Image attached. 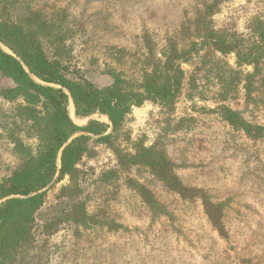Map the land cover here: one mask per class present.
<instances>
[{
    "label": "rangeland",
    "instance_id": "1",
    "mask_svg": "<svg viewBox=\"0 0 264 264\" xmlns=\"http://www.w3.org/2000/svg\"><path fill=\"white\" fill-rule=\"evenodd\" d=\"M211 3L0 0L64 10L62 63L71 76L97 88L110 86L116 75L137 91L147 74L161 70L168 39H176L178 49L193 50L192 58L178 63L181 86L169 105L144 101L112 133L105 116L70 117L78 126L104 123L111 137L100 142L90 136L76 165L74 196L72 190L61 194L70 185L68 176L45 188V202L34 216L36 264H264V60L254 74V66L234 54L199 47L198 18ZM257 21L264 22V0H224L201 24L247 46ZM12 85L0 74V92ZM24 105L0 93V183L37 151L32 124L19 113ZM229 111L235 120H228ZM206 201L220 217L221 233L205 212ZM83 214L86 225L75 223Z\"/></svg>",
    "mask_w": 264,
    "mask_h": 264
},
{
    "label": "trees",
    "instance_id": "2",
    "mask_svg": "<svg viewBox=\"0 0 264 264\" xmlns=\"http://www.w3.org/2000/svg\"><path fill=\"white\" fill-rule=\"evenodd\" d=\"M223 1L212 0L205 7L204 15L198 18L197 27L202 32L199 47L210 45L221 54H234L238 61L253 65L254 74H257L259 64L264 60V22L254 23L253 40L247 46L241 38L229 37L227 40L223 33L206 23L201 24L202 18ZM65 17L64 10L55 8L0 5V45L12 53L10 55L0 47V74L13 84L0 93L7 100L20 99L25 104L18 107L19 113L31 122L38 139L35 156L0 183V264H36L32 234L34 216L45 202V188L56 177L59 181L68 176L70 185L63 187L61 194L72 190L71 196H74L76 190L72 187L78 175L76 165L87 151L90 136H98V141L107 142L131 108L144 101L156 100L169 105L181 86L182 71L178 63L192 58L193 50L178 49L177 40L168 39L162 52L161 70L147 74L137 91L130 90L116 75L110 86L97 88L85 79L71 76L62 63L65 58ZM43 42L51 59L43 51ZM196 46L195 43L194 48ZM68 99L72 101L75 118L83 120L94 114L105 116L110 122L111 133L107 134L108 125L96 120L85 126L75 124L67 112ZM236 116L227 112L229 121L235 120ZM243 129L250 133L251 127ZM255 130L257 133L263 131L261 128ZM76 133L82 134L71 139ZM58 158L59 169L56 165ZM168 186L184 196L178 184L170 182ZM151 201L147 199V202ZM204 205L213 226L221 233L220 217L209 212L214 206L207 201ZM74 207L82 210L83 206ZM87 221L85 214L82 221L74 219L75 223L83 225Z\"/></svg>",
    "mask_w": 264,
    "mask_h": 264
},
{
    "label": "bare ground",
    "instance_id": "3",
    "mask_svg": "<svg viewBox=\"0 0 264 264\" xmlns=\"http://www.w3.org/2000/svg\"><path fill=\"white\" fill-rule=\"evenodd\" d=\"M73 107H72V104H71V102L69 103V106H68V113H69V115H70V117L71 118H73Z\"/></svg>",
    "mask_w": 264,
    "mask_h": 264
},
{
    "label": "water",
    "instance_id": "4",
    "mask_svg": "<svg viewBox=\"0 0 264 264\" xmlns=\"http://www.w3.org/2000/svg\"><path fill=\"white\" fill-rule=\"evenodd\" d=\"M10 54V53H9ZM66 94H68V93H66ZM71 100V99H70Z\"/></svg>",
    "mask_w": 264,
    "mask_h": 264
}]
</instances>
